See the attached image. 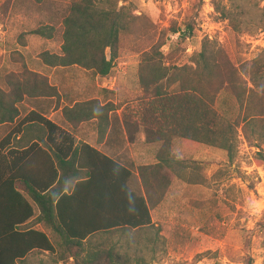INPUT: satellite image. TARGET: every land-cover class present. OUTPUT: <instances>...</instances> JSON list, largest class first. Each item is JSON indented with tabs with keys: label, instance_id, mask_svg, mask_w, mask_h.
Masks as SVG:
<instances>
[{
	"label": "trees",
	"instance_id": "trees-1",
	"mask_svg": "<svg viewBox=\"0 0 264 264\" xmlns=\"http://www.w3.org/2000/svg\"><path fill=\"white\" fill-rule=\"evenodd\" d=\"M103 1L77 0L71 4L63 21L62 52L42 53L45 64L79 65L102 77L112 71L122 37L137 34L124 7L113 0L105 1L106 6L98 5ZM188 29L194 35L192 27ZM52 31V26H42L31 33L50 38ZM173 32L180 33L177 45L187 38L181 29ZM162 46L154 45L143 53V68L150 75L145 83L153 86L154 98L140 120L145 141L160 143V148L155 163L137 169L87 142L77 141L70 130L37 110L19 119L16 103L24 95L22 90L0 92V124L16 122L0 140V234L8 235L0 238V247L9 252V261L2 264H20L33 251L57 252L60 261L72 259L73 264H131L127 256L114 253L115 246L104 249L110 239L94 238L101 234H138L154 226L152 210L171 186L167 171L181 176L185 167L180 158L172 156L174 139L218 147L231 160L239 127L248 141L264 143V51L250 62L237 64L223 46L204 40L190 56L193 66H165ZM171 48L168 55L175 44ZM35 79L29 86V96H60L45 77ZM165 85L178 89L169 92ZM222 97L235 103L231 106L233 116L225 111L230 108L219 107ZM92 103L95 100L87 105ZM80 106L77 102L64 107L66 119L76 124L95 117L103 129V117L81 113ZM106 107L98 106L100 110ZM123 122L133 142L131 124L126 118ZM257 163L264 164L263 152ZM32 218V225L21 226ZM38 223L49 232L33 227ZM135 262L145 261L138 258ZM249 264H253L252 259Z\"/></svg>",
	"mask_w": 264,
	"mask_h": 264
},
{
	"label": "rangeland",
	"instance_id": "rangeland-1",
	"mask_svg": "<svg viewBox=\"0 0 264 264\" xmlns=\"http://www.w3.org/2000/svg\"><path fill=\"white\" fill-rule=\"evenodd\" d=\"M74 1L0 0V92L22 90L24 95L16 103L19 119L37 110L70 129L60 107L70 106L75 99L90 98L97 104H107L106 114L113 109L108 115L116 137L121 119L131 124L134 140L125 155L137 165L154 163L160 148V143L145 141L140 123L154 98L153 86L145 83L150 80L143 68L145 51L162 43L165 66H193L190 56L204 40L223 46L237 64L250 62L264 51V0H113L124 7L137 35L122 37L112 71L102 77L79 65L49 66L41 55L61 54L63 21ZM105 1L97 3L106 6ZM42 26H52L50 38L31 33ZM175 28L187 35L178 45L180 33L175 34ZM173 44L175 48L168 55ZM41 77L60 96H29L32 81ZM175 86L165 85V89L173 92L178 89ZM223 97L219 107L230 108L225 111L233 116L231 106L235 103ZM15 123L0 124V140ZM238 130L233 160L218 147L174 139L172 156L180 158L185 167L181 176L167 171L171 186L152 210L154 226L138 234H101L94 240L110 239L104 249L115 246L114 253L127 256L131 264L138 258H143V264H249L250 259L253 264H264V164L257 163L260 152L264 153V143L250 142L241 127ZM74 131L95 143L98 131L92 123H84L82 133L77 128ZM102 149L110 152L107 147ZM58 261L57 255L35 252L27 263Z\"/></svg>",
	"mask_w": 264,
	"mask_h": 264
},
{
	"label": "crops",
	"instance_id": "crops-1",
	"mask_svg": "<svg viewBox=\"0 0 264 264\" xmlns=\"http://www.w3.org/2000/svg\"><path fill=\"white\" fill-rule=\"evenodd\" d=\"M45 98H55V96H47ZM61 99H62L61 101L65 100L62 96H61ZM94 100H95L94 98H92V99L90 98V99H87L85 101L75 99V100H73V103L70 106L65 104V106L60 107L58 110L61 109L63 111V108L66 107V106L73 107L77 102L81 103V105H82V106H80V109H81L80 112L81 113L89 112V114H100L103 117V129L101 127H99L95 117H92L91 119L85 120V121H80V122L77 121L76 124L70 123L67 119H65L66 123L69 124V126L71 127V129H70V128L64 127L62 124H60L57 121L53 120L51 117H47L46 115L45 116L48 119L57 122L63 128H65L67 130H70L75 135V137L77 138V141L87 142V143L97 147L99 150H102L105 154H107L108 156H110L112 158H115V159L120 158L121 160H125V162H124L125 164L133 165L136 169H137L138 166L144 165V164L137 165L135 162L131 161L125 155L126 154L125 150L127 151L126 148L131 144V142H130V139H129L128 135H127V130H126L125 126H124L123 119H121V122L119 123V128H120V132L119 133L120 134H119L118 137H116L114 135V130L112 131L113 123L111 122L110 114L108 115V113L112 112L113 109L111 111L107 110V114H106V109L100 110L98 108V106L99 105L100 106H104V105H107V104L99 103V105H98L97 103H92L93 104L92 106L87 105L88 103H91ZM55 107H56V105L54 104L53 108H55ZM90 107H92V111H89ZM80 112L77 111V115L80 114ZM63 114H64V112H63ZM76 120H78V119H76ZM86 122L92 123L93 127L95 128V130L98 131L97 134H96V137H95V143H92L90 140L85 138V136H83V135L76 134L75 131H74L77 128L78 130L80 129V132H81L82 131V125H84V123H86ZM20 136L21 135H19L18 138H20ZM125 142H126V146H124ZM102 147H107L110 150V152L104 151L102 149ZM121 148H122V150H121ZM33 221H34V218L29 219L27 222L23 223L21 226L22 227L30 226V225H32ZM33 227H35L37 229H42V230H45V231L49 232L42 225V223H38V224L34 225ZM7 236L8 235L0 234V238L7 237ZM35 252L49 254L48 252H41V251L30 252V253H28V255H26V257H24L22 259L20 264H29V263H27V260ZM55 254H57V252ZM55 254H51V255H55ZM1 256H2V258L0 259V264H2L3 262H8L9 261L8 260L9 259L8 258L9 252L7 250H3V248L0 247V257ZM58 262H59V264H61L62 261L59 260Z\"/></svg>",
	"mask_w": 264,
	"mask_h": 264
}]
</instances>
